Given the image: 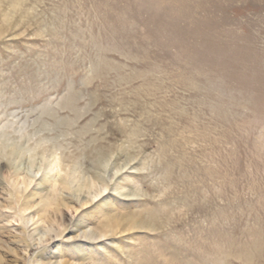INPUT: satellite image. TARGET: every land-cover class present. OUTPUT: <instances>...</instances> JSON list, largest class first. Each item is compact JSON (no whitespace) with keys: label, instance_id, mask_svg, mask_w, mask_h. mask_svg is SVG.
Returning <instances> with one entry per match:
<instances>
[{"label":"rangeland","instance_id":"374dc122","mask_svg":"<svg viewBox=\"0 0 264 264\" xmlns=\"http://www.w3.org/2000/svg\"><path fill=\"white\" fill-rule=\"evenodd\" d=\"M0 264H264V0H0Z\"/></svg>","mask_w":264,"mask_h":264}]
</instances>
